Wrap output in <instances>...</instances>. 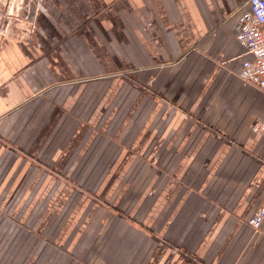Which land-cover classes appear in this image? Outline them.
I'll return each instance as SVG.
<instances>
[{
  "label": "crops",
  "instance_id": "1",
  "mask_svg": "<svg viewBox=\"0 0 264 264\" xmlns=\"http://www.w3.org/2000/svg\"><path fill=\"white\" fill-rule=\"evenodd\" d=\"M249 0H41L0 43V264H264ZM257 125L262 130L255 131Z\"/></svg>",
  "mask_w": 264,
  "mask_h": 264
},
{
  "label": "built area",
  "instance_id": "2",
  "mask_svg": "<svg viewBox=\"0 0 264 264\" xmlns=\"http://www.w3.org/2000/svg\"><path fill=\"white\" fill-rule=\"evenodd\" d=\"M249 4L255 23L252 27L242 28L237 39L244 44L246 54L252 55L254 60L242 63L240 77L244 84L254 85L264 93V0H249ZM259 130H262L261 125L255 127V131ZM263 221L264 206L247 223L252 228L259 229Z\"/></svg>",
  "mask_w": 264,
  "mask_h": 264
},
{
  "label": "rangeland",
  "instance_id": "3",
  "mask_svg": "<svg viewBox=\"0 0 264 264\" xmlns=\"http://www.w3.org/2000/svg\"><path fill=\"white\" fill-rule=\"evenodd\" d=\"M41 0H0V43L7 34L14 19H28L32 26L36 24Z\"/></svg>",
  "mask_w": 264,
  "mask_h": 264
}]
</instances>
